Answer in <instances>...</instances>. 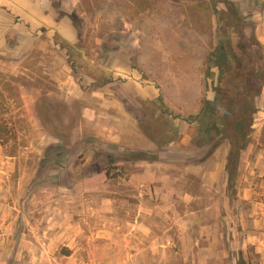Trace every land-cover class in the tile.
Here are the masks:
<instances>
[{"label": "rangeland", "instance_id": "1", "mask_svg": "<svg viewBox=\"0 0 264 264\" xmlns=\"http://www.w3.org/2000/svg\"><path fill=\"white\" fill-rule=\"evenodd\" d=\"M228 1L259 41L264 0H0V264H264V94L235 193L203 112ZM201 181L216 199L169 202Z\"/></svg>", "mask_w": 264, "mask_h": 264}, {"label": "trees", "instance_id": "2", "mask_svg": "<svg viewBox=\"0 0 264 264\" xmlns=\"http://www.w3.org/2000/svg\"><path fill=\"white\" fill-rule=\"evenodd\" d=\"M217 14L218 44L208 62L210 69L215 68L218 72V84L213 89V98L205 100L203 112L212 120L208 123L207 132L215 130L221 137L226 134L229 138L225 165L227 189L235 193L240 158L248 146V129L256 119L258 98L264 87V61L261 44L253 34L254 27L243 17L239 5L228 1L226 11H217ZM229 30L237 35L236 42H233ZM256 44L257 50L254 49ZM6 100L7 95L0 90V140L3 145L10 142L14 133V127L4 117ZM215 118L223 121V127L215 123ZM147 154L136 151L131 157L133 160H147L150 158ZM240 264L245 262L241 260Z\"/></svg>", "mask_w": 264, "mask_h": 264}, {"label": "crops", "instance_id": "3", "mask_svg": "<svg viewBox=\"0 0 264 264\" xmlns=\"http://www.w3.org/2000/svg\"><path fill=\"white\" fill-rule=\"evenodd\" d=\"M262 17L259 15H255V20H257L256 24L257 25V29H256V34H257V38L259 39V41H261L262 44H264V23L262 22ZM262 93L264 94V89L262 91ZM142 141V143H144V148H148L150 147V144L152 143L151 140L143 134V136L140 139ZM143 165L146 166V164H148L147 162H142ZM196 174L201 175L202 173L204 174L205 177L207 176H212V177H217V169H210L207 171H204L203 168L201 166H197L196 167ZM149 187V192H151V187ZM155 188L156 193H158V195H162L163 192V187L160 186H153ZM146 189H148L146 187ZM167 190H169V192L171 193L170 197H169V202L175 203V202H181L184 205H189V203L191 202H201L202 200H206L207 198L211 199H216L217 197V184L215 183H206L204 181H201L199 183H189L187 185H185L184 189L182 188H176V187H169ZM205 190H209V194H205L204 192H206ZM176 196V197H175ZM149 197H145L142 199H139V202H141L143 204V202L148 201ZM166 198H164L163 200H165ZM138 226V224H137ZM140 228H144V232L146 233V235L150 234V229L146 226V224L143 223L142 226H140Z\"/></svg>", "mask_w": 264, "mask_h": 264}]
</instances>
